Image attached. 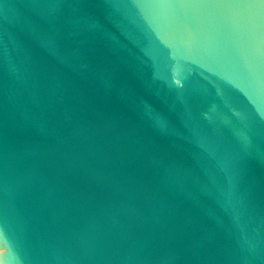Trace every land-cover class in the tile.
<instances>
[{
	"label": "water",
	"instance_id": "water-1",
	"mask_svg": "<svg viewBox=\"0 0 264 264\" xmlns=\"http://www.w3.org/2000/svg\"><path fill=\"white\" fill-rule=\"evenodd\" d=\"M2 264H264V0H0Z\"/></svg>",
	"mask_w": 264,
	"mask_h": 264
},
{
	"label": "bare ground",
	"instance_id": "bare-ground-1",
	"mask_svg": "<svg viewBox=\"0 0 264 264\" xmlns=\"http://www.w3.org/2000/svg\"><path fill=\"white\" fill-rule=\"evenodd\" d=\"M0 264H2V257L0 256Z\"/></svg>",
	"mask_w": 264,
	"mask_h": 264
}]
</instances>
